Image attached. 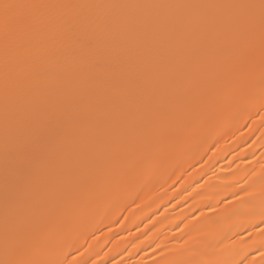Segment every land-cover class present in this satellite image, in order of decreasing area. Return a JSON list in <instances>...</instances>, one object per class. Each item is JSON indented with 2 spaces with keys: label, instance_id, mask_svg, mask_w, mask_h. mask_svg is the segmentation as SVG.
Masks as SVG:
<instances>
[{
  "label": "snow or ice",
  "instance_id": "1",
  "mask_svg": "<svg viewBox=\"0 0 264 264\" xmlns=\"http://www.w3.org/2000/svg\"><path fill=\"white\" fill-rule=\"evenodd\" d=\"M128 9H186L200 14H120ZM214 9L231 12L208 14ZM70 10L93 14L78 19ZM0 41L6 172V254L0 264H85L71 254L43 258L41 242L43 231L62 220L65 207L87 194L92 177L82 175L81 169L106 155L114 140H126L170 112L202 100L210 80L250 89L259 72L264 110V0L195 4L0 0ZM65 46L86 55L74 67L56 61L57 71L49 78L43 57ZM78 88L84 89L82 95L69 91Z\"/></svg>",
  "mask_w": 264,
  "mask_h": 264
},
{
  "label": "bare ground",
  "instance_id": "2",
  "mask_svg": "<svg viewBox=\"0 0 264 264\" xmlns=\"http://www.w3.org/2000/svg\"><path fill=\"white\" fill-rule=\"evenodd\" d=\"M37 2L195 4L244 0ZM70 11L78 19L93 14ZM230 12L214 9L208 14ZM120 14L182 17L200 13L128 9ZM85 55L68 46L56 49L54 55L43 57L49 65L47 76L55 75L56 61L65 68L74 67ZM3 89L0 41V260L6 254ZM69 91L82 95L84 89ZM261 92L259 72L250 89H233L224 80H210L207 94L199 102L170 112L153 127L138 129L126 140H114L106 155L81 169L82 175L92 177L87 194L67 205L62 220L43 231V258L62 259L71 254L73 260L85 264H264ZM72 140L69 133V146Z\"/></svg>",
  "mask_w": 264,
  "mask_h": 264
}]
</instances>
